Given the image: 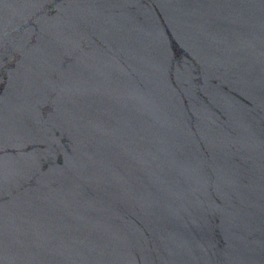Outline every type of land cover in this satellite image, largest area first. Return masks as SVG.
<instances>
[{"label":"water","instance_id":"1","mask_svg":"<svg viewBox=\"0 0 264 264\" xmlns=\"http://www.w3.org/2000/svg\"><path fill=\"white\" fill-rule=\"evenodd\" d=\"M0 264H264V0H0Z\"/></svg>","mask_w":264,"mask_h":264}]
</instances>
